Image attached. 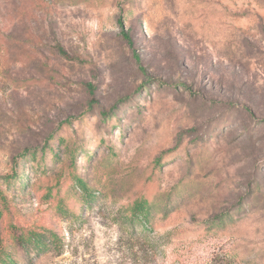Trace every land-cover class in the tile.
<instances>
[{
  "label": "rangeland",
  "instance_id": "rangeland-1",
  "mask_svg": "<svg viewBox=\"0 0 264 264\" xmlns=\"http://www.w3.org/2000/svg\"><path fill=\"white\" fill-rule=\"evenodd\" d=\"M0 186L6 227L65 234L36 264H139L127 208L169 193L157 234L229 212L185 238L264 264V0H0Z\"/></svg>",
  "mask_w": 264,
  "mask_h": 264
},
{
  "label": "trees",
  "instance_id": "trees-1",
  "mask_svg": "<svg viewBox=\"0 0 264 264\" xmlns=\"http://www.w3.org/2000/svg\"><path fill=\"white\" fill-rule=\"evenodd\" d=\"M129 37V36H127ZM71 119L68 120V123ZM58 139V143L66 142L63 135L59 134L53 140ZM50 139L42 147L43 158H47V151H51L55 157L58 152L53 147ZM113 150L112 148H107ZM76 148L70 151L71 164L75 163L74 154ZM26 152V151H25ZM32 153L36 158V150ZM59 158V157H58ZM19 174L13 172L6 177L7 180L16 178ZM73 188L80 189L78 194L84 202L83 208L88 203H93L97 193L86 179L81 175H75ZM77 190V189H76ZM53 188L48 189V194L52 195ZM178 195L169 193L168 195H146L141 194L128 206L125 216L128 225V235L141 241L140 247L134 252L136 262L139 264H250L240 257L239 251L232 248L227 242L206 243L200 240H189L188 234H209L225 228L226 222L232 216L231 213H219L208 219L205 223H192L187 225H174L165 231L157 234L155 224L160 219L168 218L176 209L179 200ZM9 199L5 191L0 186V264H36V261L49 252H56L61 255L65 252V234L54 228L48 227H21L10 223L8 227L4 225L6 216L9 214ZM58 211L63 214V203H58ZM162 213V214H161ZM6 231L8 232L6 234ZM169 247V255L166 262L161 260L164 256V248Z\"/></svg>",
  "mask_w": 264,
  "mask_h": 264
}]
</instances>
